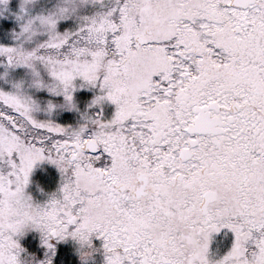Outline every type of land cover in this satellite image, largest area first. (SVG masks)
I'll return each mask as SVG.
<instances>
[{
  "label": "snow or ice",
  "instance_id": "1",
  "mask_svg": "<svg viewBox=\"0 0 264 264\" xmlns=\"http://www.w3.org/2000/svg\"><path fill=\"white\" fill-rule=\"evenodd\" d=\"M87 2L20 3V43L0 44V76L25 66L28 87L62 97L0 88V264H53L68 237L82 260L99 239L104 264H264V0ZM77 88L95 90L92 111L52 119L79 111ZM45 160L61 180L37 202L26 187ZM222 228L231 245L213 256ZM29 229L43 258L20 243Z\"/></svg>",
  "mask_w": 264,
  "mask_h": 264
},
{
  "label": "rangeland",
  "instance_id": "2",
  "mask_svg": "<svg viewBox=\"0 0 264 264\" xmlns=\"http://www.w3.org/2000/svg\"><path fill=\"white\" fill-rule=\"evenodd\" d=\"M76 3H79L80 0H75ZM20 3L25 4V8L28 10L29 14H37L42 11H46L52 8L56 3L57 0H7L5 4L3 0H0V44L5 45H16L20 43L17 39L14 38V32L20 30V24L23 22L16 18V13L20 11ZM100 7V0H88V2L83 6V12H91L96 8ZM75 18H68L65 20H61L58 24V29L63 31L66 27H70L71 25L75 24ZM46 38V33H38L36 37H34L31 41H23L25 47H33L35 44L42 39ZM23 39V38H21ZM5 60L4 57H0V61ZM5 71V63H0V73ZM30 73L26 69L25 66H16L15 68L8 69V75L6 77L0 76V88L3 89H11L12 88V81L15 80H23L24 87L26 91L33 94L35 97L40 99L41 104L43 105L48 98H53L57 100H62V97H51V95L44 89L36 90L31 87H28V83L30 81ZM75 98L77 107L79 111L72 109H64L62 111H56L51 114V118L56 120L57 122L61 123V117L65 115L67 122L63 124H70L75 126L81 119V112H83L86 107L88 106V102L93 95H95V90L92 88H77L75 91ZM83 106V107H81ZM82 108V109H81ZM81 109V110H80ZM92 111V110H90ZM71 113V115H70ZM39 116L45 118L48 116L47 113L40 112L38 113ZM70 121V122H69ZM61 175L59 169L56 165L50 163L49 161H38L31 172L30 175V183L26 187V191L29 192L33 199L35 195L34 193L37 192L35 187H39L42 183V190L40 191L39 200L37 202H42L48 198V195L52 192H55L59 185H60ZM36 185V186H35ZM48 189L44 190V189ZM40 190V187L38 188ZM36 201V200H35ZM36 233V236L40 239L41 244V236L39 230L37 229H29L27 230L24 235L21 237L29 234V233ZM20 237V238H21ZM22 244V242H20ZM55 244V252L56 254L53 256V264L56 260L58 252L61 251L62 247H69L72 250V259L76 257V249L80 247L79 242L75 239L68 237L64 240H57L53 242ZM102 242L100 241L99 246H101ZM24 245V244H22ZM223 242L218 239H214L213 244L210 247V254L213 256H217L223 254L225 251L222 250ZM41 252H28L33 253L36 258H43L46 254L45 247L41 244ZM58 249V250H57ZM63 256L65 257V253L63 252ZM104 264V261H102Z\"/></svg>",
  "mask_w": 264,
  "mask_h": 264
},
{
  "label": "flooded vegetation",
  "instance_id": "3",
  "mask_svg": "<svg viewBox=\"0 0 264 264\" xmlns=\"http://www.w3.org/2000/svg\"><path fill=\"white\" fill-rule=\"evenodd\" d=\"M79 106L80 105H77V107H79ZM81 107H83V106H81ZM86 108L88 109V106ZM88 110L90 111L92 109H88ZM113 111H114V105L111 102L105 101V103H104V115L106 117H110L112 115ZM214 239H216V240L220 239L223 242L222 250L227 251V249L231 245L232 233L227 228H222L219 232L212 233V239L210 242V247L213 244ZM53 242H55V241H53ZM99 243H100V240L94 237L93 238V244H94V247L96 250L93 251L91 249H86L87 251L90 252L89 257L86 260L81 259L80 253L77 251V249L79 248L78 247L76 249V255H75L77 258V264H103L102 261H104V254H103L102 247L99 246ZM64 253H65V255L70 254L71 256H73L72 251H70V250L69 251L65 250ZM62 255H63V252H62ZM70 260H72V259L68 258V257H66V259H64V261H70ZM64 264H66V263H64Z\"/></svg>",
  "mask_w": 264,
  "mask_h": 264
},
{
  "label": "trees",
  "instance_id": "4",
  "mask_svg": "<svg viewBox=\"0 0 264 264\" xmlns=\"http://www.w3.org/2000/svg\"><path fill=\"white\" fill-rule=\"evenodd\" d=\"M70 115H71V113H70ZM66 118L67 117H65V115H63L61 117L60 121L62 122V124L65 123V122H67ZM39 187H40V190H38ZM39 187H37V188L35 187V189L37 190V192L34 193L35 195H33L34 196V200H36V201L39 200L40 191L42 190V183H41V185ZM44 190H47L48 191V189H46V188ZM20 242H22V244H24L23 246L25 248H27L30 252H33V253H35V252H39L40 253L41 252L40 239L36 236V233L35 232H33V233L31 232V233H29V234L21 237L20 238ZM60 249H62L61 250L62 252H64L65 250L66 251H69V250L71 251L72 250L69 247H65V248L62 247ZM61 251H59V253H58L57 257H56V260L54 261V264H64V263H66V264H77V258L76 257H73V259H72V256L70 254L69 255H66L64 257L62 255V252ZM66 257L71 258L72 260H70V261H64V259H66Z\"/></svg>",
  "mask_w": 264,
  "mask_h": 264
}]
</instances>
